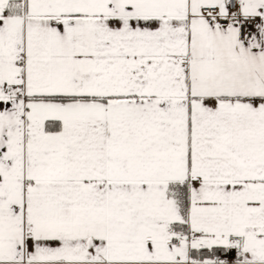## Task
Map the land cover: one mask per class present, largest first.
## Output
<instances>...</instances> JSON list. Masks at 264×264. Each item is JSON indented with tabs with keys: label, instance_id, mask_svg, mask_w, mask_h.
Segmentation results:
<instances>
[{
	"label": "snow or ice",
	"instance_id": "6c2138e0",
	"mask_svg": "<svg viewBox=\"0 0 264 264\" xmlns=\"http://www.w3.org/2000/svg\"><path fill=\"white\" fill-rule=\"evenodd\" d=\"M0 264H264V0H0Z\"/></svg>",
	"mask_w": 264,
	"mask_h": 264
}]
</instances>
